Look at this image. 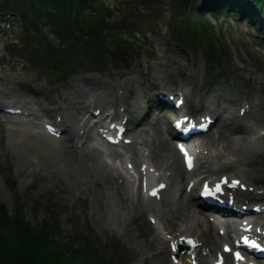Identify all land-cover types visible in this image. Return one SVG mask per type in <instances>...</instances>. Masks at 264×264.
I'll list each match as a JSON object with an SVG mask.
<instances>
[{"label": "rangeland", "instance_id": "374dc122", "mask_svg": "<svg viewBox=\"0 0 264 264\" xmlns=\"http://www.w3.org/2000/svg\"><path fill=\"white\" fill-rule=\"evenodd\" d=\"M154 1L159 0H151ZM146 2L149 4L150 1ZM135 3L138 4L139 1L94 0L83 14L91 28L102 25L109 39H117L133 33L124 28H112L108 26L109 24L112 25L121 16L127 17L131 22L138 17H145V13H135ZM171 3L174 4L173 0H162L159 5L162 14L157 16L159 19L157 35L152 36L143 29L151 50L150 58L145 57L146 49L143 46L127 44L126 60L122 58L113 60L111 55L115 51L114 46H98L93 41L91 44L85 41L84 52L87 56L93 58V55L100 54L102 49L105 56L104 71L98 72L93 66L85 65L87 69L94 71L88 74L80 72L86 68H82L81 65L88 61L75 60L70 51L78 50V46L72 44L71 49H64L68 46L66 44L68 35L61 36L57 33L54 20L52 22L49 18L51 23H48L49 20H42L40 14L37 16L31 13L32 15L29 14L31 23L23 25L17 13L10 17L6 15V18L0 19V88L7 87L8 91L20 99L33 100L31 104L33 108L43 111L57 122L59 117L62 119L64 112L59 105L62 99V85L75 82L83 76L87 78L86 83L90 84L92 80L88 78L93 77L96 80L93 86L96 87H102L103 81H109L111 86L115 84L111 90L103 93L106 100L116 103L119 99L116 100V97L122 95L125 109L138 114L136 103H142V96L143 99H149L150 88H154L150 87L149 81L156 79L158 82L159 80L153 76L167 69L171 70L172 58H177L179 65L172 67L171 76L165 81L167 88L174 84L175 90L179 91L181 87L186 97L190 96L191 91L195 104L198 97L206 104L217 95V100L221 103L232 106L237 105L241 98L248 97L259 112H264V103L261 99L264 87V47L259 44L260 41L264 43V38L256 39L259 24L249 25L245 23L247 20L245 17L242 18L243 21L229 13L210 14L206 10L202 16L185 15L180 19L170 20ZM107 19L110 20L107 22ZM27 34L32 38V45L36 44L39 50L47 52L43 58L53 55L58 60L68 59L70 62L68 68L52 72L47 68H40L41 62L35 63L28 56H24L13 44L19 45ZM179 37L187 38V44L191 48L176 41ZM261 37H264L263 32ZM7 46L10 54L6 51ZM58 48L64 51L54 50ZM208 58L215 62L211 73L205 69ZM167 61L170 64H167ZM157 63L161 64L158 72L150 69ZM226 71L230 81L224 79L223 74ZM119 72H129L131 76L122 88L115 81V76ZM62 73L66 74L65 79H58ZM97 77L100 79V85L97 83ZM208 86L209 91H206ZM34 87L38 92H31L30 89ZM11 99H13L11 96L3 97V104ZM114 107L119 112L124 108L119 103ZM111 109L109 108V111ZM253 126L258 132L264 131L262 124L254 123ZM12 137L14 136L8 131L0 132V203L6 208L9 218L22 216L35 233L46 230L42 229L41 225L47 219L46 224L53 233L52 240H56V245L66 242L64 237L68 236L69 245L73 248L75 245L77 248L83 247L85 240L88 239V234H84L86 229L92 232L91 237L94 235L98 244L118 241L122 247V254L128 256L120 264H164V260L157 263L150 256V248H153L154 243L150 237L149 222H146L144 216H135L134 220L130 217L129 220L126 219V231L115 220L107 221L100 207V190L103 189L100 188L101 183L100 187L95 185L87 171L81 173L83 179L79 181L68 167L59 165L58 159L54 164L47 156L37 157L36 152H40L45 143L36 137L26 138L24 142L18 144V149L14 146L8 148ZM2 139L5 140V145ZM258 158L264 161V154ZM101 163L105 164L102 161ZM252 168L258 169L260 174L251 177V180L264 186V164ZM108 169L117 175V170L105 167V170ZM231 171V168L223 170L225 174L232 173ZM5 177L10 183L5 181ZM201 228L204 229V225H201ZM52 244L54 245V242ZM61 245L65 247L66 244ZM141 257H144L143 261ZM100 264L109 263L104 259Z\"/></svg>", "mask_w": 264, "mask_h": 264}, {"label": "bare ground", "instance_id": "6f19581e", "mask_svg": "<svg viewBox=\"0 0 264 264\" xmlns=\"http://www.w3.org/2000/svg\"><path fill=\"white\" fill-rule=\"evenodd\" d=\"M259 20L262 21L261 26H264V18L261 17ZM172 59L171 64L179 63L177 58ZM166 63L170 64L169 61ZM160 66L161 64L157 63L153 66L152 70L158 72L161 69ZM165 72L160 73L158 76H153V78L164 81L170 76V70L167 69ZM90 79H93V77H90ZM130 79L129 72H119L115 76V81L120 88ZM84 80L85 78H81L75 82H68L62 85V99H60L59 105L62 106L64 103L65 106L63 107L64 118L59 121V124H63L61 130L65 132V136L60 139L51 137L44 134L47 133V131H44V128V133L40 129H35L38 126V121H32V117L21 118L20 116L11 115L8 116L9 119L12 120L10 117H16L13 121L19 124L18 127L11 126L8 119L0 120V132L5 133L8 131L10 135H14L8 145L18 149V144L33 135L45 143V147L40 152H36L37 157L47 156L54 164L58 159L60 162L59 165L64 166V168L65 166L66 168L68 167V170L79 181L83 179L81 173L87 171L94 184L99 186V183H101V187H99L103 188L100 190V207L103 217L107 221L115 220L116 223L122 226L124 231H126L125 221L126 219L129 220V217L133 220L138 215L155 217L156 222L151 225L150 232L151 240L154 243L153 248H150V256L157 263L164 260L165 264H174L173 261L167 259V255H176V257H179V253L173 252L174 249L169 248V246L170 244L174 245L176 240L179 241V238L182 236L189 237L195 243L197 241L200 242V236L204 237V230L200 227L201 223L205 224V230L209 233L211 244L214 247L218 246L219 242H228L232 237L231 233L238 232L239 224L224 223L227 226V230L225 233H222L219 231V226L210 220V216L199 211L194 202V195L184 189L185 185L188 184L190 176L180 175L185 170L184 166L180 163L177 150L165 135L158 116L141 118L139 121L144 119L143 124H139L140 122H138L139 125L137 127H141L136 128L135 131H130L128 136L129 140L124 142L123 148L129 154L127 161L133 163V166L137 169L142 166L144 167L143 164H146L141 158L144 155L155 168L171 171L168 177L172 181L162 200L157 202L155 198L144 197L141 187L134 195L130 194L127 190L126 182L124 180L121 181L120 176L112 175L113 172L109 169L105 170V167L110 166L107 164L103 165L99 160L104 155L103 150L90 143L94 138V132L91 127H86L87 118H85V111L90 106H96L97 108H101L103 112L100 119L106 118L107 114L105 110L108 106L113 105V102L106 100L102 93L111 90L115 84L111 86L110 82L106 81L102 84V87H85L81 84ZM41 89L40 87L39 90ZM6 90L7 87L0 88V96L12 94ZM30 90H37V88L34 87ZM12 97H14L13 101L19 104L18 107L22 108V112L27 111L26 113L28 114L35 113L33 116L37 117V113L31 105L33 100L20 99L16 95ZM118 98L119 100L116 102L123 103V96H117L116 100ZM1 102L2 99H0ZM138 109L142 112L141 115L144 113L151 115L149 111L147 112L149 109L148 103ZM224 110H228V108L224 107ZM42 123L40 122V124ZM217 124L218 122L216 121L215 125ZM231 129L233 130L229 133H224L225 130ZM216 133V136L209 137L204 141L207 152L204 153L203 151L200 158L206 170L202 175H205L207 179L216 180L219 178L218 173L221 169L230 167L234 175L230 176L229 181L240 179V184L237 185L239 189L236 192L237 203L241 201L238 205L241 206V204L248 202L250 198H254L253 202H260L262 210L258 219H253V217L251 219L255 221L254 230L257 227H264V189L255 193L249 187V182H247L249 178L260 174L258 169L252 167L258 164H264V161L258 158L259 155L264 154V134H258L257 130L245 132L239 125H235L234 122H225L223 120L219 121ZM216 133L214 132L213 134ZM130 138L132 141H130ZM2 142L5 145V140L2 139ZM211 146H215L213 151H210ZM21 150L23 151V149ZM108 154L115 158L121 155L117 149L108 150ZM123 168L127 169V167ZM149 168L147 165L144 167L146 176L144 175L143 182L145 181L146 183L153 179V176L148 177L146 174ZM179 176H181L180 182L177 179ZM243 184L246 185L245 190L241 188ZM232 186L236 188V186ZM104 189L106 190L104 191ZM209 245L210 243L205 241L199 246V264H211L208 259ZM203 248L204 250L208 249L206 253L203 252ZM191 254L181 256L180 260L183 261V264H192L188 260ZM143 259L144 257H141L142 261Z\"/></svg>", "mask_w": 264, "mask_h": 264}, {"label": "trees", "instance_id": "16d2710c", "mask_svg": "<svg viewBox=\"0 0 264 264\" xmlns=\"http://www.w3.org/2000/svg\"><path fill=\"white\" fill-rule=\"evenodd\" d=\"M178 1L180 4L189 2L195 11L199 9L198 0ZM35 2L55 9L57 14L53 16L60 20L62 26L59 27L68 36L81 35L85 31L87 38L98 46L107 41L110 42L104 31L105 28L102 25L91 28L92 26L84 16L83 11L87 10L91 4L88 0H34V2L33 0H0V15L7 9L16 8L24 14L26 6H30L31 10L40 14L38 8H35ZM205 5L213 7L216 11L228 9L236 16L242 15L243 11L252 15V18L264 15V0H207ZM73 9H75L73 14L77 23L74 27L70 21ZM64 25L66 28H63ZM97 57L93 55L92 61ZM50 58L56 57L52 55ZM46 223L42 226V229L46 230L35 233L29 222H25L22 216L9 218L6 208L0 203V264H83L84 261L88 264L93 263L92 260L97 258L95 249L90 246L79 250L67 243H61L66 244L65 247L61 244L56 245V240H52L53 233Z\"/></svg>", "mask_w": 264, "mask_h": 264}, {"label": "snow or ice", "instance_id": "6c2138e0", "mask_svg": "<svg viewBox=\"0 0 264 264\" xmlns=\"http://www.w3.org/2000/svg\"><path fill=\"white\" fill-rule=\"evenodd\" d=\"M225 182H226V181H225ZM233 183H234V184H238L239 182L236 181V182H233ZM206 188H207V186H206ZM216 191H220V186H219V185H217V187H216ZM153 194H155V193H153ZM204 194H205V195H208V194H210V193L206 190ZM245 243H248L247 238H245ZM237 256L239 257V253H237Z\"/></svg>", "mask_w": 264, "mask_h": 264}]
</instances>
